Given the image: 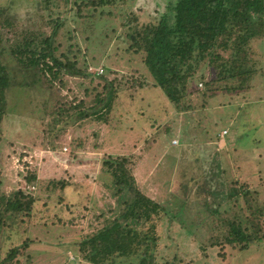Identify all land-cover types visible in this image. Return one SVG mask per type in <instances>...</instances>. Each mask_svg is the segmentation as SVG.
<instances>
[{"label":"rangeland","instance_id":"374dc122","mask_svg":"<svg viewBox=\"0 0 264 264\" xmlns=\"http://www.w3.org/2000/svg\"><path fill=\"white\" fill-rule=\"evenodd\" d=\"M169 1L126 0L120 9L112 11L119 19H83L88 7L74 0H54L50 9L41 7L39 0H0V49L10 50L22 34L35 32L48 37L55 30V44L60 47L55 55L71 52L68 60L78 70L75 74L64 66L63 85L58 80L48 84L45 76L32 70L31 80L39 82L40 88L16 85L6 95L10 115L0 126V182L4 187L0 194L2 189L7 196L25 190L33 191L35 196L38 187L22 180L29 173H35L39 182L58 178L64 180L62 183H77H66L62 190L58 188L43 196L48 203L59 205L61 222L70 225L50 224L42 228L40 236L29 234L31 246L23 263L29 257L36 264H68L75 258L68 247L96 231L94 223L87 229L85 216L74 219L73 207L81 194L91 218L101 213L113 217L122 209L109 191L112 176L104 161L125 156L130 158L137 188L164 209L154 219L158 238L154 255L159 264H264V238L242 251L218 245L208 248L217 238L223 243L228 229L224 225L235 219H245V229L252 216L260 218L262 229L258 233L263 237L264 39L254 40L237 58L232 47L218 49L221 62L232 70L219 78L215 73V80L224 82V78L239 72L251 74L243 84L245 90L234 92L229 101L222 88L223 93L213 92L212 100L205 103L204 99L203 106L193 107L199 93L206 89L200 82L194 88L198 92H186L176 115L177 127L167 137L158 133L139 137L132 144L108 147L102 141L103 135L107 136L105 126L101 128L102 123L98 124L94 114L89 116L91 105L104 113L102 107L108 94L125 87L132 92H119V97L112 99L111 116L118 117L116 104L136 93L131 79L151 84L141 58H134L130 64L131 56L124 53L127 43L118 42L117 38L126 32V27L121 26L126 18L136 20L139 26L155 23L166 12ZM120 38L122 41L124 36ZM9 65L12 69L13 61ZM205 77H214L211 68H207ZM17 82L26 81L17 78L14 84ZM238 83L236 80L230 85L237 87ZM222 84L226 89V84ZM247 88L252 90L244 96L242 92ZM77 105L86 109L79 121L74 110ZM227 118L230 122L225 123ZM53 121H57L55 129ZM139 132L144 133L141 128ZM119 137L115 133L108 140L115 142ZM65 248V257L56 254Z\"/></svg>","mask_w":264,"mask_h":264},{"label":"trees","instance_id":"16d2710c","mask_svg":"<svg viewBox=\"0 0 264 264\" xmlns=\"http://www.w3.org/2000/svg\"><path fill=\"white\" fill-rule=\"evenodd\" d=\"M74 1L88 7L85 15L79 14L83 19L118 18L112 11L120 9V4L126 2V0ZM53 3L54 0H39L41 7L49 9ZM121 26L126 27V32L120 34L124 36L122 41L120 36L117 39L118 42L127 43L124 53L131 56L128 62L131 64L134 58L140 57L150 76L151 84L142 79H131L134 84L132 88L137 87L136 93H130L129 98L116 104L119 107L118 117L111 116L112 99L115 101L119 97V92H128L130 89L125 90L123 87L122 91L112 90L103 104L104 113H99L95 105H91L92 112L89 116L93 117L91 114H94L93 118L98 124H103L101 128L105 126L107 136L114 137L115 133H119L120 137L113 141L114 143L110 142L108 137L104 140L103 144L108 147L124 142L132 144L139 137L145 138L158 133L167 137L177 127L176 115L180 112L181 101L186 92L197 88L200 82L206 85V89L199 93L200 97L194 101L193 107L203 106L207 99H213V92H222V88L224 92L222 93L229 101L234 97V92L236 94L245 90L243 84L251 74L242 75L239 72L237 75L224 78V82L217 80L232 70L227 63L221 62V56L217 55V51L232 47L234 57L237 58L241 52L245 54L249 44L254 40L264 39V0H170L166 12L157 22L139 26L136 20L129 17ZM55 36V30L48 37L41 33H25L22 34L21 40L13 42L10 50L0 49V126L3 119L10 115L7 113L9 103L6 95L14 86L41 87L39 82L31 80L32 70L41 77L45 76L48 84L58 80L60 85H63L61 70L64 66L72 73L78 71L75 64L68 60L71 52L55 55L60 48L55 44ZM9 61L14 63L12 69ZM208 67L214 72L212 78L205 77ZM215 73L218 77L216 80ZM17 78L26 82L14 84ZM236 80L240 84L231 87L230 82ZM221 82L226 84V89ZM250 90L252 89L247 88L242 92L243 95ZM157 93L160 96L156 97ZM204 99L205 103L202 101ZM79 108L80 105L74 107L78 114L77 121L82 119L81 115L86 114V109ZM125 112L128 113V117H125ZM224 122H230V118ZM52 123L57 124V121ZM119 125L120 128L115 130ZM140 128L143 134L139 132ZM245 131L240 133L243 135ZM111 159L116 161L111 162L108 159L104 161L112 176L109 191L116 197L117 205L120 204L122 209L113 217L101 213L91 218L92 213L89 215L90 210L85 206L86 203H82L83 195L80 192V201L73 207L76 208L74 219L79 220L85 216L87 229L94 223L96 231L92 235L85 234L86 236L79 242L68 247L74 251L75 256L68 264H159L154 255L158 240L154 219L164 209L137 188L129 157ZM27 175H24L22 180L26 185L38 187L35 196L33 191L25 190H18L7 196L2 189L0 194V264H36L32 263V257L27 259V263H23L24 254L31 246L29 234L40 236L43 234L42 228L50 224L70 225L68 222H61L57 213L59 205L48 203L43 196L51 194L58 188L62 190L66 183L69 185L77 183L72 181L62 183L64 180L58 178L49 179L48 182L42 178L43 181L39 182L35 173ZM1 188H4L3 182H0ZM115 206L116 204L114 207L112 205V208ZM172 217L175 218L176 215ZM252 218L254 220L250 219V225L246 224L245 229L242 225L245 219H235L225 224L224 227L228 229L223 243L217 238V242L210 243L208 248L218 245L222 248L229 246L232 250L239 248L242 251L261 242L264 231L263 237L262 234L260 237L258 232L262 229V223L260 218L255 216ZM65 252L67 248L56 254L65 257Z\"/></svg>","mask_w":264,"mask_h":264},{"label":"crops","instance_id":"0c3cea01","mask_svg":"<svg viewBox=\"0 0 264 264\" xmlns=\"http://www.w3.org/2000/svg\"><path fill=\"white\" fill-rule=\"evenodd\" d=\"M111 137V136H110ZM107 138V136L106 135H103V139H102V141L104 142V140ZM110 142H112V140L110 141ZM75 207V206H74Z\"/></svg>","mask_w":264,"mask_h":264}]
</instances>
